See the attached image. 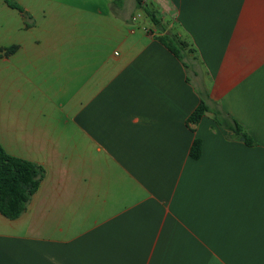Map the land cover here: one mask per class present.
I'll list each match as a JSON object with an SVG mask.
<instances>
[{
	"label": "crops",
	"instance_id": "crops-1",
	"mask_svg": "<svg viewBox=\"0 0 264 264\" xmlns=\"http://www.w3.org/2000/svg\"><path fill=\"white\" fill-rule=\"evenodd\" d=\"M1 1L18 49L0 57V144L44 174L19 217L0 212V264H264V0H145L164 32L121 0L68 17L18 1L30 18ZM202 100L254 143L212 111L187 122Z\"/></svg>",
	"mask_w": 264,
	"mask_h": 264
},
{
	"label": "trees",
	"instance_id": "trees-1",
	"mask_svg": "<svg viewBox=\"0 0 264 264\" xmlns=\"http://www.w3.org/2000/svg\"><path fill=\"white\" fill-rule=\"evenodd\" d=\"M12 8L18 9L25 18H30L27 12L17 1L5 0ZM137 7L141 8L161 31L166 28L161 24V19L156 10L152 9L145 0H136ZM159 40L168 47L180 60H183L184 48L188 45L186 41L172 32L160 35ZM18 45L0 46V57L14 53ZM208 111H212L213 118L217 124L233 130L236 135L246 137V142L253 144L251 138L242 133L241 125L233 118L227 117L221 110H211L207 103L202 100L196 109L190 114L187 122H198ZM202 151L200 139H194L191 147V156L199 158ZM43 168L26 159L9 154L0 144V212L8 218L19 217L27 208L32 194L37 190L43 177Z\"/></svg>",
	"mask_w": 264,
	"mask_h": 264
},
{
	"label": "rangeland",
	"instance_id": "rangeland-1",
	"mask_svg": "<svg viewBox=\"0 0 264 264\" xmlns=\"http://www.w3.org/2000/svg\"><path fill=\"white\" fill-rule=\"evenodd\" d=\"M15 1L18 2L20 0H15ZM51 1L54 2L55 5H58L57 2H63V4H65L64 6H54V7H52V12H56V13L62 15V16H67V17L75 12V10H76L75 8H81V9H85V10H92L94 13H96L98 8H100L103 11L104 14H108L110 16H112V14L114 13V12H112V8H111L112 5L110 6L107 3L108 0H51ZM121 1L124 2L125 8H122L120 10V13L128 14L129 12L132 11V15H135L134 17L138 18L137 21H135L133 23V27L140 28V29H138V31L143 32V28H142L141 25H142L144 19H143V17H141V15L146 17L149 20H151V19L146 15V13L141 8L137 7L136 0H121ZM3 2L2 1L0 2V7L2 6ZM135 4H136V7L134 6ZM68 5H71V6H68ZM135 8L139 9V10H136ZM137 11H139L140 14H137ZM46 12L51 14V8L46 6ZM83 13L89 14V12H85V11H83ZM0 15H4L5 16L6 13L0 11ZM119 15H121V14H119ZM175 29H177V28L175 27Z\"/></svg>",
	"mask_w": 264,
	"mask_h": 264
}]
</instances>
